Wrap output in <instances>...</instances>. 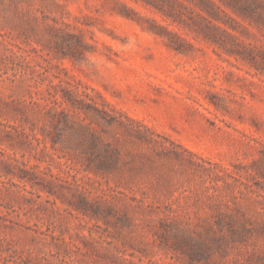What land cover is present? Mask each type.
Returning <instances> with one entry per match:
<instances>
[{
    "label": "rangeland",
    "instance_id": "374dc122",
    "mask_svg": "<svg viewBox=\"0 0 264 264\" xmlns=\"http://www.w3.org/2000/svg\"><path fill=\"white\" fill-rule=\"evenodd\" d=\"M58 2L72 16L92 17L95 52L82 63L56 59L37 41L44 37L43 15L59 17L60 10L50 12L42 0H0V160L13 165L12 159H18L28 170L37 165L66 177L56 155L52 161L27 136L29 125L15 110L17 93L7 80L13 65L4 59L9 55L4 40L29 51L17 53L15 72L30 71L34 62L51 65L55 73V66L63 68L156 135L146 132L150 144H133L117 131L122 170L108 176L88 174L90 180L84 173L75 174L88 201L111 208L95 217L31 189L0 164V215L10 220H0V251L17 261L20 253L35 258L44 251L50 264H189L188 256L175 251H198L194 244L165 235L164 229L194 225L201 231L203 222L215 221L219 212L249 223L263 220L264 199L242 183H254L251 176H258V167L251 164L262 157L264 77L170 26L193 45L187 53L174 51L146 29V19L162 21L142 5L127 2L135 14L125 18L106 12V0ZM63 20L73 22L65 16ZM130 198L152 205L158 215L142 216V208ZM226 251L225 258L216 252L211 264L253 263L264 253V232L231 242Z\"/></svg>",
    "mask_w": 264,
    "mask_h": 264
},
{
    "label": "trees",
    "instance_id": "16d2710c",
    "mask_svg": "<svg viewBox=\"0 0 264 264\" xmlns=\"http://www.w3.org/2000/svg\"><path fill=\"white\" fill-rule=\"evenodd\" d=\"M58 1L42 0L50 12L60 10V16L43 15L41 32L44 37L37 41H41L40 44L56 59L82 63L87 54L95 52L97 41L91 30L92 17L72 16L65 5ZM129 1L142 5L161 18L162 23L155 18L146 19V29L164 38L165 44L174 51L187 53L193 49V45L170 26L192 34L212 47L217 56L226 55L241 61L253 69L255 75L264 77V0H106L107 5L103 8L110 15L132 18L135 11L128 6ZM64 16L71 18L73 22L64 21ZM4 46L9 52L4 59L13 65V72L7 80L11 83L13 93H17L15 110L22 117L24 124L29 125L30 132L27 136L31 135L40 145L39 151L45 153L52 161L53 155H56L58 165L65 167L62 172L66 177L53 174L47 168L38 170L37 165L28 170L23 161L14 158H11L13 165L11 161L9 163L2 160L0 164L7 174L18 177L29 184L31 189L53 196L62 203L66 202L82 215L95 217L110 211V207L98 208L102 207L98 202L87 200L78 190L80 185L74 180L75 174L84 173L83 177H87L88 174L108 176L120 172L123 163L120 146L122 141L117 131L129 136L133 144H150L151 140L145 133L156 135L155 130L117 109L96 89L68 76L63 68L55 66L59 71L55 73L51 65L50 67L34 62L30 71L24 68L15 72L17 53L29 51L6 40ZM104 48L108 49L106 46ZM14 49L16 51H13ZM60 73H63V76ZM54 79L57 80L56 83L53 82ZM169 142L174 144L170 140ZM262 147V157L251 164L258 167L255 174L262 181L253 175L252 185L242 184L249 192L264 199V145ZM50 150L53 152H48ZM244 168L247 169V166ZM236 169L239 171V167ZM70 176L72 181L67 180ZM232 178L238 180V177ZM87 180L90 178L87 177ZM74 196H78L76 203L75 200L72 201ZM130 200L139 204L142 216L158 215L155 207L146 205L142 199ZM164 217H167V213ZM236 219L232 214L219 212L215 221L203 222L201 231L194 230V225H188L167 228L163 233H172L182 241L194 244L198 251H180L179 247H176V253L188 256L189 264H197L200 261L211 264L216 252H219L221 258L228 256L226 248L231 242L246 239L253 232H264V219L250 223ZM0 220L10 221L1 215ZM214 240H219V243L216 244ZM215 249L223 251H214ZM39 254L34 258L28 253L26 258H23L20 253V261H17L0 251V264H50L44 251H39ZM146 264L153 263L149 261ZM231 264H264V253L255 256L253 263L236 260Z\"/></svg>",
    "mask_w": 264,
    "mask_h": 264
}]
</instances>
